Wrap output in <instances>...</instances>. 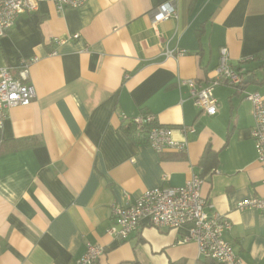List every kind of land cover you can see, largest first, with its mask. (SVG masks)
<instances>
[{
    "label": "crops",
    "instance_id": "0c3cea01",
    "mask_svg": "<svg viewBox=\"0 0 264 264\" xmlns=\"http://www.w3.org/2000/svg\"><path fill=\"white\" fill-rule=\"evenodd\" d=\"M171 1L177 17L153 23ZM223 47L243 79L215 87L208 116L180 82L206 86ZM262 51L264 0H88L61 12L47 2L20 14L0 37V68L17 76L29 61L36 97L10 109L1 132L0 264H77L86 244L105 249L94 264H216L180 243L185 229L143 220L124 240L107 234L112 206L182 187L191 174L202 178L206 213L231 221L224 239L238 264H264V212L237 210L264 196L246 99L264 96ZM143 114L172 127L186 152L157 154L134 139L130 119ZM182 126L195 132L183 137ZM207 152L217 164L201 176Z\"/></svg>",
    "mask_w": 264,
    "mask_h": 264
},
{
    "label": "built area",
    "instance_id": "2783aa9c",
    "mask_svg": "<svg viewBox=\"0 0 264 264\" xmlns=\"http://www.w3.org/2000/svg\"><path fill=\"white\" fill-rule=\"evenodd\" d=\"M88 0H0V37L13 26L15 19L22 13L37 12L39 5L50 2L56 10L78 9ZM175 4L171 1L161 4L153 14V23L176 18ZM166 56L172 54L165 52ZM228 50H220V58L214 69V78L206 86L197 85L194 81H181L180 84L189 88L193 105L208 116L217 113L218 105L214 97L215 87L223 80L231 87H238L243 79L241 72L231 68L228 62ZM29 61H22L17 76H13L7 67L0 68V144L1 132L8 116V111L15 107H25L35 99L32 85L26 83L29 75ZM252 105L253 126L251 138L256 152L264 186V96L258 93L246 95ZM136 137H144L148 146L157 154L167 150L183 153L187 150V141H176L174 129L160 125L151 114H143L130 119ZM184 137L195 132L194 127L182 126L178 130ZM201 178L191 174L184 186L178 188L152 189L145 191L133 202L126 197L124 206H112L111 215L114 225L107 230L113 238L124 240L140 230L141 222L148 221L154 229L179 230L185 229L186 234L181 244L194 243L198 255L216 264H238L239 260L232 246L224 239V233L232 227L226 215L218 212L206 213L210 204L202 197ZM257 209L264 212V196L243 201L237 210ZM105 253L102 246L86 244L85 252L77 264H94Z\"/></svg>",
    "mask_w": 264,
    "mask_h": 264
},
{
    "label": "trees",
    "instance_id": "16d2710c",
    "mask_svg": "<svg viewBox=\"0 0 264 264\" xmlns=\"http://www.w3.org/2000/svg\"><path fill=\"white\" fill-rule=\"evenodd\" d=\"M256 59H260L262 61V68L264 70V51L258 53L256 55ZM241 85V84H240ZM239 85V86H240ZM134 139L138 140V141H146L144 139V137H136V136H133ZM217 155L215 153H209L207 152V154L201 159L200 161V165H201V169H202V173H201V176L209 171V170H213L215 169V166L217 164ZM202 179V178H201Z\"/></svg>",
    "mask_w": 264,
    "mask_h": 264
}]
</instances>
